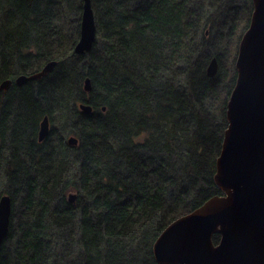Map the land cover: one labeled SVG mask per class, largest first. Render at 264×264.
<instances>
[{"label":"trees","instance_id":"trees-1","mask_svg":"<svg viewBox=\"0 0 264 264\" xmlns=\"http://www.w3.org/2000/svg\"><path fill=\"white\" fill-rule=\"evenodd\" d=\"M84 1L0 0V82L13 80L0 89V196L12 198L0 264H159L163 229L222 193L214 176L254 0H91L97 37L78 54ZM51 59L47 75L14 82Z\"/></svg>","mask_w":264,"mask_h":264},{"label":"water","instance_id":"water-1","mask_svg":"<svg viewBox=\"0 0 264 264\" xmlns=\"http://www.w3.org/2000/svg\"><path fill=\"white\" fill-rule=\"evenodd\" d=\"M96 37L92 1L85 0L74 51L82 54L91 50ZM57 63V59H51L35 72L20 73L14 82L22 86L41 78ZM218 64L213 57L207 66L209 76L217 74ZM236 68V84L227 108L228 126L214 176L222 193L163 229L153 246L159 264H264V0H254L250 25L240 40ZM12 83L11 78H5L0 89L10 88ZM84 89H92L90 76L84 80ZM78 107L83 112L93 110L85 101ZM50 130V119L45 115L38 140L43 141ZM67 142L74 145L79 138L71 134ZM76 197L75 192L68 193L70 201ZM11 212V195L4 193L0 196V247L9 232ZM214 233H220L217 243Z\"/></svg>","mask_w":264,"mask_h":264},{"label":"rangeland","instance_id":"rangeland-1","mask_svg":"<svg viewBox=\"0 0 264 264\" xmlns=\"http://www.w3.org/2000/svg\"><path fill=\"white\" fill-rule=\"evenodd\" d=\"M219 155H220V154H219ZM11 213H12V212H11ZM219 234H220V233H219ZM219 239H220V237H219ZM219 239H218L216 242H215L214 240H213V241H214L215 243H217V242L219 241Z\"/></svg>","mask_w":264,"mask_h":264}]
</instances>
